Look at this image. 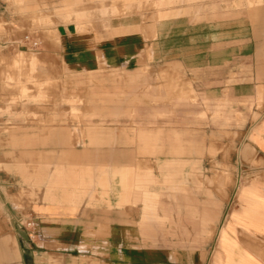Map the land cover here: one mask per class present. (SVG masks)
Instances as JSON below:
<instances>
[{"label": "rangeland", "instance_id": "374dc122", "mask_svg": "<svg viewBox=\"0 0 264 264\" xmlns=\"http://www.w3.org/2000/svg\"><path fill=\"white\" fill-rule=\"evenodd\" d=\"M76 34L98 41L89 57L70 52ZM263 115L264 0H0V226L8 205L24 212L46 191L106 190L116 177L133 260L202 264L218 223L198 219L189 235L172 211L157 217L158 199L183 193L178 169L196 167L198 196L212 174L214 193L230 185L228 208L250 159L242 139ZM114 151L130 165L109 171ZM135 174L150 180L152 210ZM19 224L32 247V221ZM4 239L0 257L18 260ZM190 245L205 250L189 259Z\"/></svg>", "mask_w": 264, "mask_h": 264}, {"label": "crops", "instance_id": "0c3cea01", "mask_svg": "<svg viewBox=\"0 0 264 264\" xmlns=\"http://www.w3.org/2000/svg\"><path fill=\"white\" fill-rule=\"evenodd\" d=\"M73 36L67 44L70 52L89 57L98 41L86 34ZM132 38L133 41L124 43L125 47L136 45L138 37ZM117 48L114 44L113 47H102L99 50L109 54ZM241 146L247 147L250 159L238 166L244 167L245 180L240 184L238 172L228 208L226 206L230 185L226 182L220 194L214 193L212 185L210 188L206 186L207 179L212 180V174H205L200 178L205 187L204 195H201L203 199L198 196L196 167L178 169L181 176L174 179L175 184H181L182 180L183 183H188L183 193L174 188L172 200H166L164 195L162 201L161 198L158 199L157 207L162 213L158 211L157 217L161 218V215L165 216L172 211L174 226L176 227V223L183 224L189 235H196L198 219L208 220L210 230L214 225L213 221L218 223L215 245L202 264H264V115L247 131ZM128 161L119 158L118 151H114L112 158L106 163V168L114 171L127 167L130 165ZM134 176L132 186L137 191L136 196L142 199L143 208L152 210L156 195L146 185L150 180L143 174ZM116 194L115 177L106 190L93 187L85 193L71 189L56 193L46 191L43 201L33 202L24 208V212L8 205L10 207L5 210L4 215L6 223L4 221L0 226V237L2 241L6 237L14 239L19 259L4 255L0 257V264H85L89 260L95 264H175L165 259L133 260L131 237L134 227L131 223L117 221L119 211L115 206ZM224 208L227 210L222 217ZM21 219L32 221V228L36 233L32 247L26 240L30 236L29 231L19 224ZM157 249L158 253H164L165 248ZM182 250L187 251V257L192 259L193 254L205 249L190 245Z\"/></svg>", "mask_w": 264, "mask_h": 264}]
</instances>
